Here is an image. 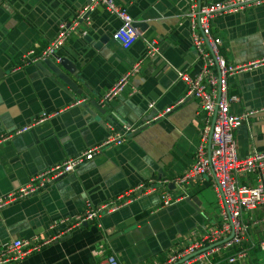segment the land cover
Wrapping results in <instances>:
<instances>
[{
    "label": "crops",
    "instance_id": "1",
    "mask_svg": "<svg viewBox=\"0 0 264 264\" xmlns=\"http://www.w3.org/2000/svg\"><path fill=\"white\" fill-rule=\"evenodd\" d=\"M113 2L137 23L139 37L131 47L124 49L111 39L120 20L99 3L87 9V19L75 25L57 51L61 59L73 62L76 76L55 58L47 62L57 64L56 71L73 79L84 94L66 86L40 62L24 61L29 50L44 49L60 23H73L88 7L87 0H5L0 5V134L13 133L42 113H55L0 144V196L121 131L123 125L141 124L123 144L107 147L73 173L0 209V245L15 238L55 237L39 251L7 264H109L111 254L122 264H160L179 251L187 237L200 240L207 228L219 223L216 193L206 178L173 183L192 166L201 132L214 120L200 110L178 78L180 73L195 77L200 70L184 16L189 2ZM211 31L221 37V52L229 63L263 57L264 5L215 18ZM151 39L158 42L157 53L144 59L121 92L103 103L104 94L141 60ZM95 43L100 46L95 48ZM227 93L239 98L230 102L234 114L260 109L234 130L237 156L264 152V65L230 76ZM149 103L153 108L147 109ZM167 107L171 111L153 119ZM256 177L243 175L240 180L254 185ZM139 185L153 189L137 192L141 194L132 202L97 221L59 234L65 227L57 222L60 218L72 219L86 204H103ZM164 190L172 198L167 206L161 205ZM254 214L260 217L264 211ZM250 237L256 246L233 264H264V246L258 245L264 239V224L251 228Z\"/></svg>",
    "mask_w": 264,
    "mask_h": 264
},
{
    "label": "built area",
    "instance_id": "2",
    "mask_svg": "<svg viewBox=\"0 0 264 264\" xmlns=\"http://www.w3.org/2000/svg\"><path fill=\"white\" fill-rule=\"evenodd\" d=\"M4 1L0 0V5ZM188 2L184 16L187 20L192 45L200 62V70L195 77L187 73H180L178 78L184 82L187 94L198 101L200 110L212 114L214 120L212 125H206L201 132L192 166L187 173L174 179L173 183L182 185L196 178H206L215 190L220 220L217 225L207 228L206 234L200 240L187 237L185 245L160 264H223V262L233 264L244 259L249 249L257 244L250 237V229L264 224V214L260 217L254 214L257 210L264 211V152H253L245 158L237 156L234 130L242 122H247L249 117L260 112V109L240 114L232 113L230 102L238 101L239 98L227 93V81L230 76L238 72L263 66L264 56L248 63H229L221 52V37L211 31V22L223 15L242 13L250 8L264 5V0H226L210 4L202 3L200 0H188ZM99 3L104 4L108 11L120 20V26L113 31L111 39L124 49L131 47L138 39L139 34L133 18L126 9L115 4L113 0H91V4L81 10L73 23L70 25L59 24L56 35L41 52L36 53L33 49L29 50L26 53L24 64L56 58L57 51L63 47L70 32L78 23L77 19L85 10L91 9L92 6ZM157 44L155 39H151L147 43L144 56L133 65L129 72L121 75L104 94L101 99L103 103L121 92L129 75L138 71L144 59L157 53ZM153 106L154 103H149L147 109H151ZM171 109L172 107H167L158 111L153 119L164 116ZM54 114L42 113L33 122L19 127L13 133L0 134V144L5 143L14 134L28 131L35 124L49 119ZM140 126L141 124L123 125L121 131L108 135L100 143L40 171L16 190L1 195L0 209L41 191L56 179L73 173L83 163L92 160L95 155L107 147L123 144L126 136ZM251 174L257 176L256 183L254 185L242 184L240 177ZM164 183L168 182L164 181ZM152 189L153 187L139 185L126 192L125 195L110 199L103 204L93 206L88 203L85 210L73 216L72 219L62 217L57 221L60 224H65L59 234L69 232L85 222L97 221L103 214L112 213L132 202L141 194L137 192H147ZM160 197L162 206H167L172 202V198L166 190L161 192ZM54 238L41 239L35 236L15 238L4 242L0 245V264L16 263L28 254L39 251L42 246L47 245ZM258 245L264 246V239L260 240ZM107 261L109 264H122L115 254L108 256Z\"/></svg>",
    "mask_w": 264,
    "mask_h": 264
},
{
    "label": "water",
    "instance_id": "3",
    "mask_svg": "<svg viewBox=\"0 0 264 264\" xmlns=\"http://www.w3.org/2000/svg\"><path fill=\"white\" fill-rule=\"evenodd\" d=\"M87 4L90 5V4H91V0H87ZM89 11H90V10H87V11H86V12H85L80 18L77 19L78 25H79L80 23H82L84 20L87 19V16H88V14H89ZM136 24H137V23L134 22L135 27L137 26ZM68 25H70V24H68ZM86 39H88V41H89V38H88V37H86ZM102 41H104V39H102L101 42H102ZM99 46H100V43H95V44H94V47H95V48H98ZM55 59H57V61L59 62V64H61L63 67H65L69 73H72V74H74V76H76V68H75V65L73 64V62L69 61L68 59L66 60L65 58H62V59H61L59 56H57ZM50 60H51L50 58H47V59L43 60V62L41 61V62L39 63V65H40L42 68L44 67L43 65H45V67H47L48 69H51L52 71H54V73L59 77V79H60L63 83H65L66 86L71 87V88L74 89L78 94H84V92H83L81 89H79L78 84H77L73 79H70L69 77H67V75H65V73H62V72H60V71H56V69H57L56 65H57V64L55 65L54 62H53L52 66H50V65L47 63V62L50 61ZM67 62H68V63H67ZM0 74H2L1 71H0ZM76 78H77V77H76ZM93 106H95V108H96L99 112H101V113H104V112H105V109H102V108H100V107H97V106H99V105L96 104V101H93ZM146 126H147V125L141 127V129H143V128L146 127ZM186 199L190 200V198H186ZM196 200H197V199H196ZM196 200H195V202H196ZM196 204L198 205V204H199V201L196 202Z\"/></svg>",
    "mask_w": 264,
    "mask_h": 264
}]
</instances>
